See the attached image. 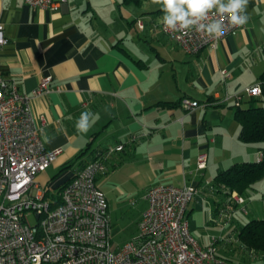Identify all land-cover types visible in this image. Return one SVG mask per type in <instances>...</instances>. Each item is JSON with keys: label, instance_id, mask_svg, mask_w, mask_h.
Here are the masks:
<instances>
[{"label": "crops", "instance_id": "crops-1", "mask_svg": "<svg viewBox=\"0 0 264 264\" xmlns=\"http://www.w3.org/2000/svg\"><path fill=\"white\" fill-rule=\"evenodd\" d=\"M246 13L247 23L235 34L190 55L162 32L164 13L153 0H67L58 10L0 0L7 38L0 48L1 74L26 94L50 77L49 90L31 107L45 148H61L53 164L62 178L53 186L36 181L56 190L97 156L96 150L123 144L95 176L110 224L111 201L126 196L133 205L142 202L137 226L146 191L159 183L196 190L187 208L195 239L220 218L227 219L222 231L234 222L235 237L248 220L264 218V178L238 194L240 204L213 184L219 170L255 161L260 151L238 138L234 117L233 95L241 93L240 106L247 107L244 90L258 84L264 72V0H248ZM225 94L230 98L224 102ZM183 97L204 105L187 111L180 105ZM86 112L88 131L78 132L76 123ZM202 153L205 165L198 168Z\"/></svg>", "mask_w": 264, "mask_h": 264}, {"label": "built area", "instance_id": "built-area-1", "mask_svg": "<svg viewBox=\"0 0 264 264\" xmlns=\"http://www.w3.org/2000/svg\"><path fill=\"white\" fill-rule=\"evenodd\" d=\"M67 0H24L28 6L58 10ZM220 20L224 35L209 37L189 30L162 32L187 54L205 47L214 48L220 38L235 34L227 15L215 10L208 21ZM141 27V25H140ZM7 43L0 23V48ZM225 72H222L224 79ZM50 77L40 80L29 94L20 92L13 80L0 72V264H229L216 254L215 239L202 246L190 233L187 208L196 194L190 186L155 184L144 197L147 206L137 224L138 236L121 246L110 238L108 202L95 182L103 172L104 159L123 144L87 162L56 190L36 181V176L56 160L61 148L46 149L32 112V100L46 93ZM249 97L261 93L259 84L245 88ZM235 105L242 94L233 95ZM230 98L225 94L222 101ZM180 105L187 111L203 106L183 97ZM205 154L198 157V168L205 165ZM261 153L257 155V160ZM242 202V198L236 197ZM34 214L37 222L28 217Z\"/></svg>", "mask_w": 264, "mask_h": 264}, {"label": "trees", "instance_id": "trees-1", "mask_svg": "<svg viewBox=\"0 0 264 264\" xmlns=\"http://www.w3.org/2000/svg\"><path fill=\"white\" fill-rule=\"evenodd\" d=\"M132 1L138 0H123L126 3ZM258 84L261 89L260 95L250 97L247 107L235 105L234 117L240 126L238 138L245 143L256 144L260 149L261 158L255 161L236 162L216 173L213 184L218 191L229 197L232 192L243 193L254 182L264 178V72L260 74ZM160 105L171 106L172 104ZM95 152L98 155L103 151ZM95 158L96 156L93 157ZM237 239L250 251L264 252V218L248 220L239 227Z\"/></svg>", "mask_w": 264, "mask_h": 264}, {"label": "rangeland", "instance_id": "rangeland-1", "mask_svg": "<svg viewBox=\"0 0 264 264\" xmlns=\"http://www.w3.org/2000/svg\"><path fill=\"white\" fill-rule=\"evenodd\" d=\"M58 168L51 163L45 169V176L43 178L40 175L36 176V180L40 183L48 184L53 186L62 176H57ZM56 177V178H55ZM55 178V179H54ZM102 184V183H101ZM236 197L242 198L235 192L230 195L231 200L233 199L237 204L242 203L238 201ZM119 203L114 200L111 201V227H110V238L114 246H121L125 242L132 240L138 236V229L136 226V215L140 211V204L142 202H137L134 205L131 203L130 197H123L118 200ZM118 205V206H117ZM240 208V207H238ZM236 215H241L242 211L238 209ZM234 207H232V211ZM236 210V211H237ZM236 215H232L236 217ZM231 216H229L230 218ZM31 224H35L37 219L34 214H30L28 217ZM235 219V218H234ZM227 219L220 218L219 225L210 224L208 228L201 231V234H196V239L200 243H205L208 238L215 239L216 254L227 261L229 264H262L264 262V252L262 251H252L250 252L247 248L243 247L240 241L235 237L232 223L227 225V228L222 231L221 225L226 222ZM217 221V220H216Z\"/></svg>", "mask_w": 264, "mask_h": 264}, {"label": "clouds", "instance_id": "clouds-1", "mask_svg": "<svg viewBox=\"0 0 264 264\" xmlns=\"http://www.w3.org/2000/svg\"><path fill=\"white\" fill-rule=\"evenodd\" d=\"M161 6L164 15L161 22L165 30H189L195 27L209 37L219 38L224 35V24L220 20L208 21V14L213 9L223 17L225 14L231 25L242 26L247 23L246 8L248 0H153ZM90 113H82L76 123L78 132H87Z\"/></svg>", "mask_w": 264, "mask_h": 264}]
</instances>
